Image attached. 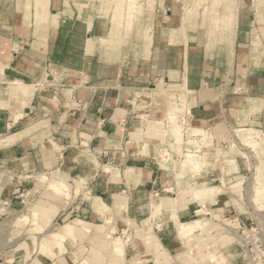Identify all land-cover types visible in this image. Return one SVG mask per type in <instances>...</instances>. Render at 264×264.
Here are the masks:
<instances>
[{
    "label": "rangeland",
    "instance_id": "obj_1",
    "mask_svg": "<svg viewBox=\"0 0 264 264\" xmlns=\"http://www.w3.org/2000/svg\"><path fill=\"white\" fill-rule=\"evenodd\" d=\"M32 1L0 0V13L7 9L19 14L20 5ZM129 1L141 3L131 16L125 13ZM50 2L49 12L54 16H49V22L58 20L63 33L72 35L63 36L62 42L70 49L74 65L82 62L84 31L92 21L105 36L98 45L101 51L111 48L112 55L144 57V33L150 30L155 15L166 4L174 3L191 28L200 27L211 37L221 30L238 32L250 67L254 71L264 67V0ZM64 74L49 72L45 85L65 88L68 77ZM159 88L169 112L180 107L176 114L180 141L175 139L176 126L166 119L156 121V125L146 119L144 132L133 136L137 142L144 140V147L151 143L152 152L143 150L141 155H148L152 166L168 176L167 186L135 199L131 211L125 212L120 203L97 210L102 216L92 225L85 221L89 220L87 209L93 199L82 182L65 177L59 170L16 171L0 164V264H264V194L262 199H254L256 187L264 186V131L248 124L247 116L238 112L237 124L220 122L201 129L182 123L181 118H190L192 110L187 109L180 86L161 84ZM236 95L242 102L233 108L240 109L248 94L237 90ZM254 101L245 106L257 109ZM173 115L170 113L168 120ZM243 127L259 131L253 136L256 146L238 142L241 132L236 130ZM39 206L45 221L38 213ZM180 207H192L183 222L198 221L189 236L178 233L177 218L172 215ZM172 219L177 231V241L171 242L174 252L163 248L157 237L165 227L174 235ZM116 246L122 247V253L115 254Z\"/></svg>",
    "mask_w": 264,
    "mask_h": 264
},
{
    "label": "crops",
    "instance_id": "obj_2",
    "mask_svg": "<svg viewBox=\"0 0 264 264\" xmlns=\"http://www.w3.org/2000/svg\"><path fill=\"white\" fill-rule=\"evenodd\" d=\"M49 6V0H33L20 5L19 14L0 13V164L16 171L59 170L82 182L93 199L86 223L95 224L102 216L97 210L115 203L131 211L135 199L167 186L168 176L141 155L152 152L151 143L144 147V140L133 136L144 132L146 119L169 123V114L180 110L169 112L158 85L180 86L192 110L188 124L196 128L237 124L238 112L264 131V67H250L244 39L235 30L211 37L200 27L191 28L168 3L142 37L144 57L101 51L105 36L92 21L84 31L82 62L74 65L62 42L72 35L63 33L58 20L49 22L54 16ZM51 71L65 72V88L45 85ZM237 90L248 94L240 109L233 108L242 102ZM249 100L257 109L245 106ZM191 209L180 207L172 215L183 222ZM171 221L174 235L165 227L157 237L174 252L177 231Z\"/></svg>",
    "mask_w": 264,
    "mask_h": 264
},
{
    "label": "bare ground",
    "instance_id": "obj_3",
    "mask_svg": "<svg viewBox=\"0 0 264 264\" xmlns=\"http://www.w3.org/2000/svg\"><path fill=\"white\" fill-rule=\"evenodd\" d=\"M140 4L141 3H135V2L129 1L126 6L124 5L126 7L125 13L128 16H131L133 13L138 12L137 10H139L140 7H141ZM129 25L130 24H128V26ZM15 88L17 89L16 85H15ZM174 94H177V93H174ZM171 95H173V94H171ZM176 120H177V116L173 115V116L170 117V121L169 122L173 123L174 126H176V127H173L174 128L173 131H174V134H175L176 142H179L180 141V137H181V131L179 129V126L176 125ZM236 131L241 132V136H240L241 139L238 142L242 143L243 145H248L249 147L256 146L257 142H256V140L254 139L253 136H254V134L258 135L259 131L257 129L256 130H252L250 128H244L243 127V128H239V129L237 128ZM2 141H3V138L0 137V143ZM230 141L233 142L234 140L230 139ZM234 145H236L235 142H234ZM193 166L196 167V165H193ZM58 183H60V182H58ZM263 190H264V186L256 187V189L254 190L255 197L253 195L254 199H259V200L262 199V196L264 194ZM38 213H40V216H41L42 220H44V221L47 220L46 216L43 213V208L41 206H39V212ZM85 224H86V222H85ZM83 226H85V225H83ZM196 227H198V221H194L193 220L191 222L184 223V222H180V221L177 220V231H178L179 234H182L183 236H189ZM146 238L150 239V236H148ZM149 241L150 240H148L147 242H149ZM114 252H115L116 255L122 253V247L121 246H116L115 249H114Z\"/></svg>",
    "mask_w": 264,
    "mask_h": 264
},
{
    "label": "built area",
    "instance_id": "obj_4",
    "mask_svg": "<svg viewBox=\"0 0 264 264\" xmlns=\"http://www.w3.org/2000/svg\"><path fill=\"white\" fill-rule=\"evenodd\" d=\"M186 113L188 114V113H189V111H188V110H186ZM187 118H188V117H186V119H185V118H181V121H182V123H184V122H185V124H188V120H187Z\"/></svg>",
    "mask_w": 264,
    "mask_h": 264
}]
</instances>
